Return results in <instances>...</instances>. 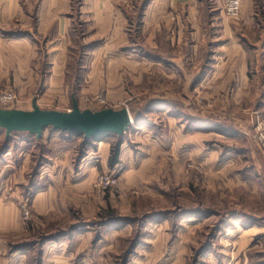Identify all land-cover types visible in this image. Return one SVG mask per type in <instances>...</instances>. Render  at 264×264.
Wrapping results in <instances>:
<instances>
[{
  "label": "rangeland",
  "instance_id": "obj_1",
  "mask_svg": "<svg viewBox=\"0 0 264 264\" xmlns=\"http://www.w3.org/2000/svg\"><path fill=\"white\" fill-rule=\"evenodd\" d=\"M255 33L244 30L249 60L264 55ZM81 48L74 41L69 50L67 77L76 80L39 106L67 111L77 93L81 109L127 107L141 122L122 136L113 167L118 137L83 148V136L50 141L15 135L0 156V197L16 204L21 223L8 233L10 245L36 242L81 220L85 225L43 243L42 252L82 231L95 246L102 240V258L95 253L94 264H264V84L257 77L263 68L253 63L254 81L237 91L208 79L169 83L148 64L136 65L129 52L123 56L101 44L94 51L95 80L81 83ZM189 70L192 78L201 69ZM171 106L184 114L167 113ZM197 123L205 129L197 132ZM4 140L0 129V146ZM105 175L115 182L105 187ZM109 208L118 219L98 226ZM38 248L24 249L27 261Z\"/></svg>",
  "mask_w": 264,
  "mask_h": 264
},
{
  "label": "crops",
  "instance_id": "obj_2",
  "mask_svg": "<svg viewBox=\"0 0 264 264\" xmlns=\"http://www.w3.org/2000/svg\"><path fill=\"white\" fill-rule=\"evenodd\" d=\"M144 1L0 0V88L17 92L21 109H31L34 98L43 106V98L66 93L69 83L76 80L67 77V65L77 39L87 48L77 76L81 83L95 80L94 51L102 44L123 56L129 52L136 65L148 64L169 83L199 84L208 79L233 84L237 91L239 85L254 81L248 68L255 63L263 68L257 77L264 84V0H242L237 19L224 14L223 0H147L139 37L131 44L128 16ZM247 28L256 32L261 59L249 60L245 54L249 50L244 36ZM254 43L249 44L251 49ZM190 67L201 70L190 78ZM223 68L229 70L223 72ZM73 95L77 93L69 97L70 108ZM166 110L171 115L181 113L174 106ZM204 125L197 123V132ZM59 135L45 130L42 138L57 141ZM102 143L97 141L98 146ZM20 224L16 204L0 197V264H27L29 251L12 250L8 237ZM83 241L85 247L80 245ZM91 241L81 231L68 240L52 242L44 246L41 264H94V254L100 258L104 248L102 240L96 246Z\"/></svg>",
  "mask_w": 264,
  "mask_h": 264
},
{
  "label": "water",
  "instance_id": "obj_3",
  "mask_svg": "<svg viewBox=\"0 0 264 264\" xmlns=\"http://www.w3.org/2000/svg\"><path fill=\"white\" fill-rule=\"evenodd\" d=\"M134 121L127 107L99 110L81 109L77 98L72 96L71 108L67 111L41 108L34 98L31 109L0 108V129L8 141L14 132H28L41 138L44 131L81 134L84 140L104 138L106 135L120 137L127 133Z\"/></svg>",
  "mask_w": 264,
  "mask_h": 264
},
{
  "label": "trees",
  "instance_id": "obj_4",
  "mask_svg": "<svg viewBox=\"0 0 264 264\" xmlns=\"http://www.w3.org/2000/svg\"><path fill=\"white\" fill-rule=\"evenodd\" d=\"M147 3V0L144 1L142 3V5L140 7H137L138 10L136 11L135 14L133 15H129L128 18H129V35H130V41H131V44H133L139 37V26H140V18H141V15L143 13V10H144V7ZM81 35L78 34V38L80 39ZM79 40L77 39V42ZM131 47V46H129ZM82 59L84 57V54L86 52V46L83 44L82 45ZM146 54L148 55L149 53L146 52ZM140 117L139 115H136V116H133V121H134V124L133 126L131 127V129L134 127V126H137L139 124V122L141 121L140 120ZM52 131L51 128H48ZM60 134H63V135H68V136H82L81 134H70V133H67V132H61V131H58ZM17 134H23V135H28L29 137H32L36 140H39L35 137V135L33 134H30L28 132H14L13 135H12V138L17 135ZM110 136H113V137H117L116 135H106L105 137H110ZM123 136V135H122ZM122 136L118 137L117 141H116V144L112 147V150H111V155H110V158H109V165L110 167H113L115 166V164L118 162V158H119V151H120V146H121V143H122ZM104 137V138H105ZM10 138L8 141L4 140L3 144L0 146V156L4 153H6L8 150H9V143L11 141ZM102 138H90V139H87V140H83L80 145L84 147H87L91 144H94L95 142L101 140ZM212 213H215L213 210L212 211H208L206 212L207 215H212ZM219 214V213H217ZM115 215V211L111 208L105 210L103 213L100 214V216L102 217V221H100L97 225H108L109 223H113L115 222L118 218L117 216H114ZM153 217L152 215H148V216H144L142 218V220L144 219H149ZM223 220H220V222H222ZM84 222L79 220L78 222H76L75 224H69L68 226V230L67 231H62V232H57L55 234H50V235H40L39 236V239L38 241H33V242H24L22 244H18V245H12L11 246V249L12 250H24V249H29L31 247H35L36 245H38L40 248H38V252H37V255L34 256V257H29L30 259H28L27 261V264H41V258H42V250H41V246L43 243L49 241V240H56V239H59L61 237H64V236H68L70 235L71 233H73L74 231H76L80 226H83L85 224H83ZM94 225V224H92ZM96 225V224H95ZM137 241L138 240H135L131 247L132 249H134L137 245ZM207 245V244H206Z\"/></svg>",
  "mask_w": 264,
  "mask_h": 264
},
{
  "label": "built area",
  "instance_id": "obj_5",
  "mask_svg": "<svg viewBox=\"0 0 264 264\" xmlns=\"http://www.w3.org/2000/svg\"><path fill=\"white\" fill-rule=\"evenodd\" d=\"M242 0H223L224 14L232 19H237L241 12ZM20 103L16 93L8 90H0V108H15ZM115 182L112 176H101L100 183L105 187Z\"/></svg>",
  "mask_w": 264,
  "mask_h": 264
}]
</instances>
